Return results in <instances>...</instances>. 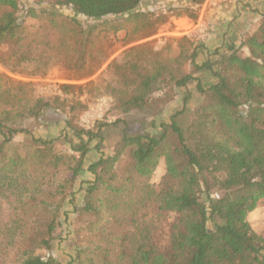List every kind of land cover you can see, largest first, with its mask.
<instances>
[{"label": "trees", "instance_id": "obj_1", "mask_svg": "<svg viewBox=\"0 0 264 264\" xmlns=\"http://www.w3.org/2000/svg\"><path fill=\"white\" fill-rule=\"evenodd\" d=\"M143 1L153 0H56L73 15L58 17L43 9L46 21H39L34 7L20 17L18 0H0V45L12 51L3 61L45 63L51 57L90 73L97 59H85L84 37L93 44V32L125 29L128 41L136 31L152 33L163 21L165 15L138 10ZM204 1L185 0L167 10L195 19ZM78 16L102 21L84 27ZM27 17L38 23L27 26ZM248 32L239 45L227 43L226 54L214 61L198 62V45L188 36L177 39L166 58L145 44L130 47L114 65L118 77L112 91L120 113L145 111L191 80L204 99L186 127L176 120L182 108L161 123L158 135L130 133L121 118L100 122L96 130L73 128L80 138L78 156L54 150L53 139L37 138L22 126L24 119L38 120L56 109L58 98H33L26 83L0 72V204L9 205L0 225V253L14 246V264H264V233L254 231L247 219L264 200V11ZM71 52L72 59L64 56ZM200 71L215 81L204 87L195 76ZM80 87L61 85L68 92ZM119 125L112 152L85 164L87 143L98 139V150L101 129ZM17 134L23 135L19 144L13 143ZM158 165L164 172L154 185L149 180ZM84 168L91 177L80 181V203L64 209L65 197L70 194L68 204L74 196L67 188ZM69 213L84 226L63 263L53 246L64 237L54 232Z\"/></svg>", "mask_w": 264, "mask_h": 264}, {"label": "rangeland", "instance_id": "obj_2", "mask_svg": "<svg viewBox=\"0 0 264 264\" xmlns=\"http://www.w3.org/2000/svg\"><path fill=\"white\" fill-rule=\"evenodd\" d=\"M56 0H18V15L25 16L26 9L34 7L41 14L39 21L44 19L41 10L54 11L58 17H69L73 15L70 6L56 5ZM185 0H153L143 1L137 9L152 14L153 16L165 15L163 21L156 24L152 33L140 35L139 31L131 40L125 41L126 30L113 32L101 30L99 33L93 32L94 43L91 44L87 37H84V57H94L97 61L104 55L106 57L90 73L76 71L68 65H63L61 61H56L51 57L40 63L37 60L21 62L14 65L12 59L3 61L9 56L11 46L0 45V72L13 81L26 83L33 98H43L45 100H55L58 98L60 105L55 102L56 109H49L38 120L26 118L22 121V126L29 128L33 135L41 139H53L54 150L78 156L79 151L75 148L80 144V138L72 131L74 129H98L100 122H113L123 119L128 127V132H142L150 135H158L161 131V123H169L172 115L182 108L185 110L178 114L176 120L182 127H186L192 116L193 110L203 101L204 95L196 87V80H191L182 87H174L172 96L169 99L158 101L154 106H150L145 111H129L120 113L116 108L117 101L114 100L112 89L117 85L118 77L115 64L124 60V54L130 47L145 44L149 49L157 51L159 58H166L175 48V41L183 36L191 37L198 45L197 61L205 59L214 61L222 54H226L227 43L233 42L239 45L241 40L249 33L248 31L258 21L261 12L264 11V0H205L198 8L197 17L189 18L186 15L176 16L167 9L169 6L182 5ZM113 16L104 20L112 19ZM80 24L90 27L100 24L102 20H92L78 16ZM46 21V19H44ZM26 25L38 23L34 18H25ZM32 23V24H31ZM128 26V25H127ZM29 28H31L29 26ZM134 34V33H133ZM247 50L243 48L241 55H245ZM93 55V56H92ZM70 56L74 53H66ZM91 65V62H89ZM187 68V65H186ZM195 76L204 87L213 83L215 79L208 71H200ZM71 84L81 86L75 91H63L61 85ZM165 88L162 89L164 91ZM161 93V91H158ZM157 95V94H155ZM77 103V104H76ZM80 103V104H79ZM76 105V108L72 106ZM103 127L99 135H102L98 150L95 145L98 139L87 143L88 151L85 156V164L97 159L101 154L108 155L112 152L121 136V127ZM84 140L86 136L83 135ZM23 141V135L17 134L13 138V143L19 144ZM15 144V145H16ZM127 159L122 157L118 165V173L123 172V162ZM164 172L163 166L158 165L150 178V183L157 185ZM91 177L85 168L79 174L72 186H69L66 194L74 191L72 201L67 204L70 194L64 199V209H71L72 204L79 205L81 200L80 181ZM58 176L56 180H58ZM0 225L7 221L9 216V205L3 202L0 204ZM73 213H69L67 223H62L55 230V234L64 237L61 243L54 242V253L63 263L69 262L72 253V243L74 238L78 239L83 231L78 228L84 226L83 221H75ZM74 217V219H73ZM247 219L252 229L258 233H264V200H259L256 207L248 214ZM69 227V228H67ZM83 229V228H82ZM7 241L10 239L7 238ZM0 247H3L0 245ZM15 247L7 245V249L0 253V264H14L12 262ZM41 250H36L40 253ZM43 253V252H41Z\"/></svg>", "mask_w": 264, "mask_h": 264}]
</instances>
